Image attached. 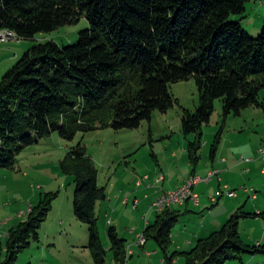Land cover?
Segmentation results:
<instances>
[{
	"label": "trees",
	"instance_id": "1",
	"mask_svg": "<svg viewBox=\"0 0 264 264\" xmlns=\"http://www.w3.org/2000/svg\"><path fill=\"white\" fill-rule=\"evenodd\" d=\"M249 0H0V29L16 31L20 39H35L87 18L79 42L60 45L36 40L0 79V171L14 168L28 146L58 132L73 140L113 127L139 128L155 111L166 112L179 102L170 85L194 78L200 91L195 112L185 108L183 132L196 134L188 155L198 166L203 125L209 123L215 101L223 102L225 118L244 109L264 110V27L254 36L242 25ZM240 15V18H236ZM264 99V98H263ZM215 136L210 155L222 140ZM76 183L74 213L88 224L95 264H111L98 226L97 204L105 200L99 170L82 144L61 162ZM58 192H48L32 205L0 243V264H16L40 231ZM180 214L170 207L158 212L144 230L154 239L167 264L182 255L185 264L243 262L245 254H264V245L244 241L240 221L263 216L243 209L223 226L197 240L187 251L172 250V232ZM115 264H126L127 244L115 226L107 231Z\"/></svg>",
	"mask_w": 264,
	"mask_h": 264
},
{
	"label": "rangeland",
	"instance_id": "2",
	"mask_svg": "<svg viewBox=\"0 0 264 264\" xmlns=\"http://www.w3.org/2000/svg\"><path fill=\"white\" fill-rule=\"evenodd\" d=\"M246 7L247 11L241 19L242 25L250 34L257 36L264 27V0H249ZM236 18H240V15ZM88 27L89 22L83 17L76 24L65 25L50 33H39L35 39L11 41L30 42V47L34 41L46 39L56 40L60 45H73L79 42L81 30ZM7 42L0 44L4 45ZM23 51L25 52L23 49L20 53ZM170 92L179 99V102L166 112L155 111L152 120H144L139 128L116 130L108 127L88 133L79 132L73 140L64 139L55 132L41 142L24 149L14 168L0 171L1 235L8 233L19 222L25 221L30 205L38 204L43 195L48 192L59 193L53 202L48 219L41 228L40 240L21 253L16 264H28L30 259L35 263L43 261L46 264L52 260L51 256L66 262L95 263L91 251L86 247L89 242L88 224L78 220L74 213L76 183L71 175L63 172L61 162L71 148L82 143L98 167L99 184L105 187L107 197L112 198L114 195L110 192L113 184L118 186L116 189L119 193V190H122L119 185L125 183V190L130 194L138 172L142 173L145 168H149L150 161L152 166L157 163L154 153L160 157L174 151L183 153L188 142L196 137L194 133L186 135L182 128L184 109L195 112L200 105V91L196 80L192 78L172 83ZM263 98L262 93L261 100H264ZM222 128L220 149L224 143L229 144L235 140L236 144L232 150H235L239 159L253 156L257 151L259 154L260 147L264 146L263 108H247L240 115L230 114L225 118L223 102L217 99L210 122L205 123L202 128L203 145L200 150L202 162L205 158H209L215 136ZM247 185L252 186L250 183ZM255 188L260 199H264V186L261 189ZM108 201L98 202L97 213L102 243L108 251L107 259L111 262L107 231L111 226H116L120 236L123 237L131 227V220L137 222L140 217L145 216L146 209H142L138 218L132 203L128 206L115 207L117 201L113 200L112 207H108ZM240 233L244 241L249 244L254 245L256 240L264 241V217L261 216L258 220L242 219ZM250 236L252 239L249 242ZM0 238L2 243L6 241L5 238ZM131 239L126 240L127 243H130ZM253 255L258 257L254 263L264 264L263 253L245 254L244 257L248 259ZM231 262L228 260L225 264Z\"/></svg>",
	"mask_w": 264,
	"mask_h": 264
},
{
	"label": "crops",
	"instance_id": "3",
	"mask_svg": "<svg viewBox=\"0 0 264 264\" xmlns=\"http://www.w3.org/2000/svg\"><path fill=\"white\" fill-rule=\"evenodd\" d=\"M9 41L4 45L0 44V79L19 60L20 55L24 52L20 53V51L23 49L26 51L30 47V42L21 41L20 43H16V41ZM224 144L220 149V142L215 155H210L203 162L200 160L198 166L195 168L189 159L187 148H185L183 153L174 151L171 154L165 153L161 157L154 153L157 163L152 166L150 161L149 168H145L142 173L138 172L130 194L125 190V183L119 185L122 189L121 191L119 190V193H117L116 189L118 186L113 184L110 192L114 193V195L112 198L107 197L105 199L106 202L109 200L108 207H112L114 204L113 200L117 201L115 207L119 205L128 206L132 203L133 209L136 210L134 211L136 212V217H138V214H141L142 209H146L144 210L145 216L138 217L137 222L134 223V219L133 221L129 219L131 220V227L122 237L126 240L132 238L130 243L126 241L128 256L126 264H167L163 252L154 239L146 240L140 244L139 237L143 235L145 228L156 219L158 211L156 212L152 208L151 203L153 200L164 191L177 188L192 176L207 178L209 172L214 169L218 170V173L213 175L209 180H203L195 186V190L200 194L199 204L188 201L183 205L170 206L173 211H177L180 214L179 220L172 232V250L187 251L191 249L198 239L206 237L213 231L220 229L239 209H246L248 210L246 212L249 213L264 212V199H260L258 194L254 198L250 192L242 189V186L249 183L260 189L264 186L263 159L258 154V151L253 156H248V158L241 157L239 159L237 158V154H235V150H232L236 141L233 140L229 144ZM231 151H234V154ZM230 190H236L237 195H228L227 191ZM212 197H217V201H213ZM31 206L29 207V211ZM259 217L261 216H248L242 219L254 218L258 220ZM0 237L6 239L4 233L0 234ZM251 239L252 237L250 236L249 242ZM258 244L264 245V241L256 240L254 245ZM51 258L52 260L46 264H80L68 260V262L60 261L55 256H51ZM246 258H243V262L231 260L230 264H253L258 257L257 255H253L248 259ZM110 263L115 264L112 258ZM260 263L256 262L254 264ZM28 264H44V262L37 261L35 263L30 259ZM174 264H185L184 257L182 255L178 256L174 260Z\"/></svg>",
	"mask_w": 264,
	"mask_h": 264
},
{
	"label": "built area",
	"instance_id": "4",
	"mask_svg": "<svg viewBox=\"0 0 264 264\" xmlns=\"http://www.w3.org/2000/svg\"><path fill=\"white\" fill-rule=\"evenodd\" d=\"M9 37V36H6ZM5 38V37H3ZM260 157L263 159L264 162V146L260 147L259 149ZM264 173V166L262 169ZM218 170H212L209 172L207 178H202L200 176H192L189 179H187L183 184L178 186L175 189H171L168 191H164L160 194V200L159 201H153L152 208H154L156 211L161 212L164 209L172 206V205H183L188 201H192L195 204L200 203V194L195 190V186L199 184L203 180H209L213 175L217 174ZM163 178V176H162ZM242 189L248 191L251 193V195L256 198L257 197V190L254 186H242ZM227 194L230 196L237 195L236 190H230L227 191ZM213 201H217V197H212ZM145 236L144 234L139 237V243L142 244L144 241Z\"/></svg>",
	"mask_w": 264,
	"mask_h": 264
},
{
	"label": "bare ground",
	"instance_id": "5",
	"mask_svg": "<svg viewBox=\"0 0 264 264\" xmlns=\"http://www.w3.org/2000/svg\"><path fill=\"white\" fill-rule=\"evenodd\" d=\"M9 36V37H6ZM5 37V38H3ZM19 40V36L16 33V31L11 30V29H0V42H7L9 40ZM263 147V146H262ZM160 200V196L155 200V201H159ZM146 241V239H144V241L142 243H144Z\"/></svg>",
	"mask_w": 264,
	"mask_h": 264
}]
</instances>
